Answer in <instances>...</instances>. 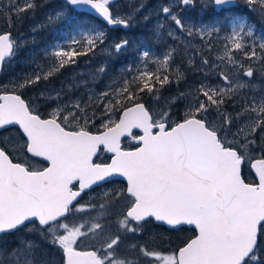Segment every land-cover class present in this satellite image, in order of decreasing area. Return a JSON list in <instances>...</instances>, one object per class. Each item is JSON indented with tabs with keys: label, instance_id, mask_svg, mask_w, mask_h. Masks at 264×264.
Instances as JSON below:
<instances>
[{
	"label": "snow or ice",
	"instance_id": "obj_1",
	"mask_svg": "<svg viewBox=\"0 0 264 264\" xmlns=\"http://www.w3.org/2000/svg\"><path fill=\"white\" fill-rule=\"evenodd\" d=\"M195 2L180 0L185 7H194ZM232 2L212 0L217 9ZM3 3L4 0H0V5ZM247 3L258 5L264 15V0H247ZM66 5L89 7L109 25L129 26L127 18H120L110 10V0H66ZM7 6L19 17L20 13L35 9L36 4L35 0H24L22 5L11 0ZM161 11L188 36L195 32L203 38L220 31L216 25L196 28L194 24L185 23L172 14L168 6L162 7ZM245 25L246 22L239 20L232 24L226 45L229 63L237 62L233 53L248 59L257 58L256 48L245 43L246 36H253V28L249 26L245 30ZM79 35L81 40L75 35L71 38V44H79V48L65 49L58 45V50L51 53L57 62L45 74V79L75 63L76 57L94 52L106 38L103 30L94 28L81 30ZM168 35L174 34L169 32ZM13 43L10 33L0 34V64L5 57L14 55ZM128 43L126 39L115 43L112 51L119 55ZM259 47L264 51V43ZM171 55L169 52L162 62H157L166 63ZM148 56L149 52L144 51L143 57ZM203 63L207 65L208 61ZM104 70L102 67L99 71ZM245 75H253L251 68ZM221 77L227 87L201 85L198 91L203 99L195 97L185 106L183 118L170 123L168 109L154 119L149 109L139 102L138 95L152 92L155 84L150 82L153 79L163 86L169 83L168 77L141 71L131 81L125 80L119 90L118 94L130 103L120 107L119 101L110 100L105 112L109 113L111 109V113L102 124L104 130L96 134L86 129L87 121L85 126L70 128L68 115L62 116L63 109H56L52 118L42 119L20 95L0 94V129L18 126L25 137L24 150L48 163L45 168H30L14 163L6 150L0 148V234L14 233L28 223L38 221L40 238L60 250L61 264H125L115 258L119 235L106 241L103 256L97 255L96 251L77 250L78 238L87 237L89 231L101 230L102 225L95 223L88 230H82L85 224L69 219L82 210L76 205L86 190L112 177H121L126 187L106 192L104 196L116 203L121 198L126 201L127 211L121 222L125 229L135 232L138 229L132 227L131 222L142 226L155 221L172 227L189 225L196 230L194 238L167 255L150 251H145V255L162 264H264V256L259 255L264 253V101L253 102L245 108L250 123L244 142L237 140L244 132L243 128L232 134L230 141L228 135L235 118L225 113L222 105L235 89L245 85H232L223 73ZM40 79V74H36L34 79L25 80L18 87ZM131 84L136 87H130ZM183 99L181 93L168 103L172 105ZM213 109L215 118L209 119ZM116 111L119 117L113 119L112 114ZM69 115L73 120L77 118L72 112ZM133 129L142 130V134L133 135ZM122 137H131L136 147L123 149ZM258 139L261 143L257 148ZM249 148L260 152L259 158L254 157L250 164L257 175V181L253 183H246L242 176L246 157L241 149ZM102 149L112 153L110 163L96 162ZM22 246L38 247L34 242H20L14 246L11 254L18 261ZM41 264L53 262L44 260Z\"/></svg>",
	"mask_w": 264,
	"mask_h": 264
},
{
	"label": "flooded vegetation",
	"instance_id": "obj_2",
	"mask_svg": "<svg viewBox=\"0 0 264 264\" xmlns=\"http://www.w3.org/2000/svg\"><path fill=\"white\" fill-rule=\"evenodd\" d=\"M154 1L156 3H160L164 5H167L170 2L169 0H154ZM57 2L59 1L58 0H49V1L48 0H35V4H36L35 9H28L27 11L22 13V16L24 17V30H23L24 42H25V48L27 49L26 52L27 54H29L27 55L28 58L35 59L37 58L38 55L45 56L46 54H51L55 50H58V47H57L58 45L68 46L66 43H64V40L67 37L64 35H67L68 29L74 30L76 27H78L80 30H86L84 26L80 24H76L71 19L63 20L61 18L62 16L58 17L57 12L59 10L57 8L54 9V7H58ZM125 2L127 3V5H129V7L127 9H124L121 15L124 16L123 18L128 17L127 18L129 20L128 27H124L122 25H116L114 27L116 29L114 28L112 29L108 26H104L100 21L99 22L96 21L93 17L94 15H92L91 20H90V27L88 28V30L93 29V28L97 31L104 30V33L106 34L105 39L108 41L111 40V38L113 37V34L111 32L114 30V32L118 33V35L116 36V40H115L118 43L124 39H127L122 36V33H124L122 31H125L129 35V38L127 39V41L129 42L128 47L126 49H123L118 56H116V54L112 51V49L108 47L107 51H104L105 58L103 60L97 59V54H99L98 52H96V55L95 53L91 52L93 54L92 57H90V55L88 54V61H90V63L93 62L97 66H102L104 68H107L108 70L110 69L111 63H113L114 66L117 67L116 69L120 73V77H122V79L126 77L125 75L126 71H129V72L131 71L133 75H136V74H139L141 71L159 73L161 69H168V71L172 69L175 71L177 75H184V76L189 75L190 81H189V85L186 87V95L184 96V99H183L185 102H187L186 105L192 102L194 98L197 96H200V98L203 99L202 95L198 91L201 85H207V86H211L215 88L228 86L221 77V73H223V75L229 78V81L232 82V85H238V84L245 85L242 88L235 89L232 95L234 97L237 96V98H239V100L241 99L242 101L241 106H240L241 108L240 109L237 108V110L235 111L234 117H239L238 114L245 112V108L248 107L246 106L247 102L248 104L249 102L251 103L255 102L253 91L257 90L260 93V97L258 99L259 102L264 101V59H261V57H264V51H261L259 47L261 43H264V27H262L260 23L256 22V19H254L255 15H253V11L255 10L257 5L256 6L249 5L247 3V0H233L231 4L224 6L221 9H217V7L212 3V0H196L194 7H185L180 3V0H178L179 4L178 6H174L172 12L178 11L177 13H174V15H177L179 17V14H181L182 12L181 10L184 9L186 11V14L181 15L180 19L182 21L188 24H194L196 28H200L201 26H207L211 28L213 25H216L217 27L220 28V31L218 33L212 32L211 36H204L203 37L204 39H203L200 35L196 34L195 32L192 36H188L186 32L180 31V29L175 25V22L172 21L168 17L165 20H160V17L153 15L151 13L152 9L149 6V4L151 3L150 0H132V1L125 0ZM143 5L145 8L143 7ZM110 9L114 13L115 6H112ZM208 12H210V14H208ZM77 14L80 18H82V16L80 15L81 14L80 12H77ZM224 15L226 17V20H224V17H222ZM22 16H19V17H22ZM50 17L51 19H49ZM217 18H220V19H217ZM238 20L242 22H246L245 30H247L249 26L253 28V32H254L253 36H250V37L246 36L245 43L249 47L256 48L257 58L248 59L244 57L243 55H241L240 53H233V56L237 62L229 63L228 57L226 55V52H227L226 45L229 43L228 37L231 34L232 24L234 21H238ZM16 21H17V16L15 15V13H13V22L16 23ZM44 24L47 26H45ZM63 25L66 27H64ZM261 28H262V33L261 31H259V29ZM56 30L57 31L59 30V31L57 32ZM5 31L7 33L8 32L11 33L8 29H6ZM76 32L77 31L75 30L74 35ZM169 32H172L174 35L169 36L168 35ZM156 38L158 40H156ZM77 40H81V36L79 35V32H78ZM78 46L80 45L79 44L74 45L75 48H79ZM64 48L67 49L68 47H64ZM205 48L206 50H204ZM144 51L149 52V56L147 58L143 57ZM169 52L172 53L171 59H169L166 63L157 62V61L162 62L164 60L165 55ZM81 57L83 58V60H85L84 55H82ZM204 60L208 61L207 65L203 63ZM128 62H129V65H128ZM77 63H78V59H76V62H75L76 68H78V66H76ZM126 68L130 70H126ZM249 68H251L253 72V75L251 77H248L245 75V73L249 70ZM49 69H51V67L45 68L44 69L45 73H47ZM91 69H94V68L91 67ZM57 74H61V73H57ZM51 77L54 78V76H51ZM76 77H77V81L76 79L70 80L67 86L61 90V94L63 93L64 96H67L66 94L68 92H72V94H69L70 97H68L72 99V101L76 97V94L73 93L75 90L73 89L75 87L79 88L78 85L81 79L78 77V75ZM122 79L119 82L122 83ZM45 80H48V78ZM52 81L53 80H51L50 83H47L46 90L49 89L48 91H52L51 89ZM87 86L89 88H94V86L91 84L90 81H88ZM245 90L247 91L245 93H242V91H245ZM61 97L63 96L61 95ZM173 97H176V96H172L171 98ZM45 99L46 100L49 99L47 95ZM53 113L54 112H50L49 115H47V117H44L42 119L52 118ZM245 116H246L245 122L250 123L249 115L248 116L245 115ZM57 120L59 122L60 117H58ZM239 123L240 122H237L236 124L238 128H239ZM244 137L245 136H243L240 139V135H239L237 137V140L243 143ZM102 155L108 156V154H106L105 152H101V154H99V157H100L99 159L103 157ZM109 158L111 159V157ZM99 159L96 162H99ZM32 160L34 161L37 159L32 158ZM245 160H246L245 161V165H246L249 161L253 159L247 158ZM27 164L30 165L29 162ZM45 167L47 166L40 165L39 168H45ZM113 183H120L122 188L126 187V184L119 180L113 179V180L104 182L103 184L99 186H95L88 193H85L83 197L79 200V203L76 205V207H78L84 202L90 203L91 200L93 199L90 197L93 194L102 192L101 193L102 195L103 193H105L104 190L105 188H107V185H110ZM92 208L93 207L88 209L89 211H93L91 215H97V216L98 215H117L116 213H108L105 211H101L102 209L101 207L98 209H92ZM118 210H119V207H118ZM121 210L122 212H124V214L126 213L127 211L126 203L121 208ZM104 219L106 218L101 217L102 221ZM134 224L135 222H131V226H134ZM145 226L149 227L150 225L146 224ZM185 229H189V228L182 227L179 229H169V230H179L177 232L181 231L184 233L188 232ZM143 231L144 230L135 231L134 233L143 232ZM179 237L180 236H176L177 239H179ZM121 239H122V236L120 237V240ZM172 240L175 241V239H172ZM179 241H180L179 242L180 244L181 242H184L185 240L183 241L179 240ZM86 244L87 243L84 242V244H81V245L84 246ZM169 247H171L172 249L168 248L169 250L166 253H171L178 249V248L177 249L174 248V246L172 245H170ZM156 248L157 247H155L154 249ZM77 250L96 251L94 247L93 248L80 247L79 244L77 245ZM123 250H126V249L119 245L118 248L116 249V252L120 254L123 252ZM132 250L135 252H138V251H142V248L138 246L137 248H134ZM154 252L159 253V251H154ZM61 255L62 254L60 252L59 259L55 261L57 264H61ZM97 255H100V254L97 252ZM0 262L6 263L8 261H5L0 255Z\"/></svg>",
	"mask_w": 264,
	"mask_h": 264
},
{
	"label": "rangeland",
	"instance_id": "obj_3",
	"mask_svg": "<svg viewBox=\"0 0 264 264\" xmlns=\"http://www.w3.org/2000/svg\"><path fill=\"white\" fill-rule=\"evenodd\" d=\"M127 1H132V0H127ZM150 1H151V3L149 4V6L152 9L151 13L153 15H156L157 17H160V20H165L167 17L171 19L170 16H166V15H164V13H162V11H161L162 7L168 6L173 11L174 6H178V4H179L178 0L177 1L169 0L170 2L167 5L156 3L154 0H150ZM14 2L22 5L24 3V0H14ZM4 4H5V2L2 5H0L1 10H3L2 7L4 6ZM57 6L58 7H54V9L57 8L59 10L57 13H63L64 15H61V16L64 18L70 16L76 24H80V25L86 27L85 28L86 30H84V31H88V28L90 26V24H89L90 20L89 19H87V18L80 19V17L78 16L76 11H74L68 5L61 3L60 1L57 2ZM120 7L121 8L118 7L115 9L114 14H119L120 18H123L124 16H122L121 14L123 13L124 9H127L129 7V5L122 4ZM181 11L183 13L181 12V14H179V18H181V15L186 14V11L184 9ZM177 12L178 11L172 12V14L177 13ZM11 13H14V12L11 11ZM19 16H22V13H20ZM61 16H59V17H61ZM255 18H257V14H255ZM11 19H12L11 17H8L6 20L9 23L11 21ZM17 19H21V17H17ZM78 21H79V23H77ZM75 30L77 31L75 33V37L77 39L78 38V32H80L81 30L78 27H76ZM75 30L68 29L67 35H64V36H67L66 39L64 40V43H66L68 45L66 47H74V45L71 44V38L74 35ZM123 32L124 33H122V36L124 38L128 39L129 35L125 31H123ZM111 33L113 34V37H112L113 39L111 38V40H109V41L105 39L104 43L98 44V47L95 49V51L99 53V54H97V56H98L97 58L99 60H103L105 58L104 51H107L108 47H110V49H113L114 44L118 43L115 41L118 33L114 32V31H112ZM114 37H115V39H114ZM113 41H115V42H113ZM14 42H15V48H16L15 54L13 55L11 60L6 64V65H8V67L6 66L7 67L6 71H9V70L14 71V69L17 66V63L22 62V60H20V58H22V56L27 57V55H29V54H27V52H24V45L23 44H19V42L16 40H14ZM78 47H80V46H78ZM95 51L93 53H95V55H96ZM90 54H91V52H89V55ZM87 56L84 55V57H85L84 59L86 60V61L84 60L85 63H88L87 62L88 61ZM116 56H118V55H116ZM28 61H30V63H32L33 58H28ZM56 62L57 61H54L52 63H54V65H55ZM73 64L75 65V63H73ZM88 64H90V63H88ZM128 64H129V62H128ZM101 67L102 66H97L96 69H90L88 71V77L87 78L89 79V81L91 82V84L94 86V88L96 90H99L98 89L99 84H102V85L105 84L107 86L110 84V82L105 81V79H108V78H106V74H108L110 72V70L103 67L105 70L103 72H101V71H99L101 69ZM76 69H77L76 67L71 69L72 71L75 72V76H73L70 80L76 79V81H77L76 76L79 74L77 73ZM36 74H40V76H41V73H39V72ZM45 74L46 73H43V78L45 77ZM104 75H105V77L103 79L102 76H104ZM18 77H19L18 75L14 74V75H12L11 80L14 81ZM121 79H122V77L118 78V80L115 82L120 84L121 82H119V81ZM5 85L6 84H3L2 86H5ZM104 89H106V88H104ZM108 90H113V88L111 87ZM57 94L58 93L55 90L46 92L47 97L50 99H53L54 97L59 99L61 96H58ZM69 94H72V92H68L66 95L69 97ZM61 95L64 96L63 93ZM93 98H95V97L92 96L91 99H93ZM101 99H100V101H101ZM257 100H255L256 103H257ZM92 103H93V101L91 102L90 106H92ZM251 104H252L251 102H249V104L247 102L246 106H249ZM73 107L76 108L75 105ZM103 108H104V106H103ZM32 109L34 110L35 108L32 107ZM61 109H63L62 114L66 113V112H64V110H65L64 106H62ZM166 109L169 110V117H170V119H172L173 117H172V115H170V114H172L170 111L172 109H169L166 107H160L158 109V112L155 111L157 115L155 116L154 119H156L158 117V115L161 111H164ZM223 111H224V109H223ZM77 112H78L77 110H74V109L72 110V113H74V114H76ZM224 112L229 114V115H233V114L228 113L226 111H224ZM109 113H111V109H109ZM109 113H106L102 122L107 120ZM79 114H80V116H78L76 120H71L72 116L68 114V126L70 128L82 127V126H85V123H84L85 121H87V123L90 122L88 124H91L92 122H94V119H97V118H93L92 113H85V114L83 113L82 114V111H81ZM215 115H216L215 112L211 113L209 116V119H214ZM245 115L248 116V113L242 112V113L238 114L239 117H235V120L238 119L237 122H240L239 128L237 126H236L235 130L230 128V134L228 135V139L230 141L232 140V134L237 133L238 129L243 128L244 131L246 129L245 132L247 133V125L249 123L245 122V117H246ZM118 117H119V115L117 112L112 114L113 119H118ZM102 124L103 123H101V125ZM13 128H17V127L10 128L11 129L10 132H12V133L11 134L9 133L8 137L6 138L5 143L7 144L8 147H10V149L15 151V155L18 156L19 158H21L22 161L28 162L25 160V157H24V154L26 153V151L24 150V146H25L26 141H25L24 137L21 135V133L20 132L18 133V131L14 130ZM101 128H103V127H101ZM86 129L88 130L87 125H86ZM7 130H9V129H6V131ZM134 135H138V134H134ZM125 146H126V148H125ZM135 147H136L135 141L132 138L127 139L124 143L125 149L129 150V149H134ZM37 162H40V161H37ZM99 162H102V163L108 162L109 163L110 158L108 156H103L101 159H99ZM35 166L39 167L38 164H36ZM251 178H252V176H251ZM252 180H253V178H252ZM121 189H123V188H122L120 183H113V184L107 185V188H105L104 192L105 193L106 192H113V191L121 190ZM101 193L93 194L90 197V198H93L90 203L84 202L81 205H79L77 208H81L82 210L75 212L73 214V216L70 218L71 221H73L77 224H80V223L85 224V229H82V230H88L90 228V226L95 224V223H100L102 225L101 230L89 231L87 237L78 238L77 245L79 244L80 247H91V248L94 247L96 249V251L101 256H103L104 252L102 249L104 248L106 241L108 239L116 236V235H119V236H122V239L120 240L119 245L124 247L126 250H123V252L120 254L115 253L116 259L124 261L125 264H162L161 261H157L153 257H149V256L145 255L144 254L145 251L135 252L132 249L137 248L139 246L140 248H142V249L144 248L147 251H152V250H154L155 247L159 248L161 246L167 245V243L169 246V244L172 243L170 241V239H175L174 245H176V243L180 242L179 240H181V241L189 240L190 238L194 237V235H195V232L193 234H191V232H186V233H184V232L179 233L178 232L180 237H179V239H177L176 238L177 234H174L173 232L179 231V230H169V229L165 228L164 226L157 225L154 222H150V223H146V224L150 225L149 227H146L145 226L146 224H143L142 226L138 225V224H134V226H132V227H136L138 229L137 231H140V230L141 231L144 230V231L138 232V234L136 236L133 235L134 237L132 238V236L128 234L131 231H128L127 229H125L121 224V222L124 219V212H122L121 208L124 206L126 201H124L123 198H121L120 202L116 203L114 201H111L110 198H108V201H105L103 204H98L99 200L105 198L104 193L102 195H101ZM92 205H93V207H97V208H98V206H100L102 208L101 211H105L108 213H116L117 215H98L99 217L97 215H91V213L93 211H89L88 209L91 208ZM102 205H104V206H102ZM118 207H119V210H118ZM101 217H105L106 219H104L102 221ZM36 226H38V225L37 224H31L28 227H26L25 231H23V233H18V239L23 238L26 240V242H34L35 244H37L38 247L33 248V249H36V250L41 249L42 254L39 257V259H41V261L49 260L48 256H50V253L47 250L52 251V252H58V254H57V260H58L59 256H60V250L58 248L51 247L49 244H47L48 245L47 249H46V247H42L40 236L38 234V229ZM62 231L63 230L61 229L60 232H62ZM57 234H60V233L58 232ZM50 235L51 234H49V236ZM127 235H128L129 239L126 238ZM159 237H161V238H159ZM6 240H8V239L5 237H0V243L5 242ZM84 242L87 244L82 246L81 244H84ZM33 249H28V248L24 247L23 252H26V254L24 256L20 257L19 261L15 257H14L15 260L11 257L10 261L8 260V263L9 264H27L28 261H31L32 264H38L39 262L41 264V261H39L38 258L31 256V251H33ZM159 254L167 255L169 253H166L164 251H159ZM128 257H130V258H128ZM53 261H55V260H53ZM0 264H5V262H0ZM55 264H57V263H55Z\"/></svg>",
	"mask_w": 264,
	"mask_h": 264
},
{
	"label": "trees",
	"instance_id": "obj_4",
	"mask_svg": "<svg viewBox=\"0 0 264 264\" xmlns=\"http://www.w3.org/2000/svg\"><path fill=\"white\" fill-rule=\"evenodd\" d=\"M122 4H127L126 2H121L118 3L117 5H115V9L116 8H121L120 6ZM261 11V10H260ZM208 14H210V12H208ZM255 14H257V12L255 11ZM83 18H89L91 20V17L88 14H84L81 13L80 14ZM7 14L5 12V10L0 12V31H3L5 29H8L9 31L14 32L15 34L17 33V30L15 28V26L13 27L12 22L10 21L9 23L7 22ZM224 17V20H226L225 15L222 16ZM221 18V17H220ZM217 18V19H220ZM255 19V18H254ZM97 21V19H95ZM99 22V20H98ZM219 22V21H218ZM14 23V22H13ZM92 53L90 54V57H92ZM82 56V55H81ZM81 56L76 57V59H78V63L76 66H78L81 70L79 72L78 77L82 78L85 77V80H89L88 77V71L91 69V67H93L94 69L97 68V65L93 62L90 63V61H87L88 63H85V61L83 60V58ZM87 56V55H85ZM88 58V56H87ZM27 62V61H25ZM24 61L17 63L16 68L14 69V71H6L8 65H6L7 67L5 68L4 73L2 74V76L0 77V94L3 92H13L16 93L18 95H20L24 100H26L28 103H30V105H32V107H34V111L38 112L39 115H42L43 117H47V115H49V108L52 105L50 104H44L40 99L42 96V92L43 89L45 87L46 83H50L51 80L53 84H55V86H60L62 89L65 88L68 84V82L70 81V79L75 76V72L72 71V68L74 67L73 63H70L66 66H64L63 68H61L59 71L62 75L57 74L58 72H54V74L52 76H54V78H52L51 76L48 77L47 82H45L44 79H40L39 81H37L36 83L24 86V87H18L19 84H21L23 81L28 80V79H34L35 77H28L26 75V71H25V66L23 65V63H25ZM12 68V67H11ZM110 72L108 74H106V78L105 81L110 82V84L107 86L105 84H99L98 89L100 90V97H95L93 99H87V93L85 92H81L80 96L83 97L82 100H85L86 102L82 104L81 108L78 110V112L75 114L76 117L80 116V112L82 111V114L84 113H92L93 114V118H97L94 119V122H92L91 124H88L90 122L87 123V128L88 131H91L93 133H98L101 132L103 130L101 123L103 121L104 116L106 115L105 112V108L108 105L109 101H119L120 102V107H123L125 104H128L130 102L125 101L122 95H119V90L124 86V81L128 80L131 81L133 77L139 75H133L132 72L130 71H126V77H124L122 79V83L120 84H116L114 83L115 81H117V74H116V69L115 66L111 65L110 67ZM18 75L19 77L16 78V80L12 81V75ZM64 74V75H63ZM67 75V76H66ZM159 75L161 76V78H163L164 76L168 77L169 83L164 84L163 86L159 85L158 83L155 82V79H153V81H151L150 83H154L155 87L152 89V92H144V93H139V102L140 103H144L145 106L149 109L150 113L153 115V118H155V116L157 115L156 112H158V109L160 107H166L170 110L172 114V119H170V123H175L179 120H181L183 118V114L185 112V106L184 104H186L187 102H185L184 100H181L175 104L169 105V100L171 99L172 96L174 95H179L181 93L184 94V96L186 95V87L189 85V78L190 76L186 75H177L175 73L174 70L170 69V71H168V69H161V71L159 72ZM108 76V77H107ZM105 75L102 76V78L104 79ZM97 78V77H96ZM64 81V82H63ZM114 83V85H113ZM3 84H6L5 86H2ZM41 85V86H40ZM113 88L114 90H108L109 88ZM130 87L135 88L136 85L135 84H131ZM106 88V89H104ZM41 89V90H40ZM73 90H75L73 93L77 94L80 89L75 87ZM107 90V91H106ZM247 90L242 91V93H245ZM104 93H109L108 96L103 95ZM254 93V92H253ZM252 94V93H251ZM90 98V97H89ZM97 98V99H96ZM102 98V99H101ZM259 97H256V95L254 94V99L257 100ZM70 98H67L66 96L61 97L60 101H64V100H69ZM96 99V100H95ZM101 99V101H100ZM92 106H90L91 102ZM241 99L239 100V98H237V96H231V98L226 99L225 103L222 105V109H224L227 112H231L233 114V112H235L238 109H240L241 107ZM259 102V100H257V103ZM60 106H64L65 108V112L63 113L65 114H69V112H71L69 107H66L68 105H66L65 103L63 104H59ZM104 106V108H103ZM156 111V112H155ZM119 115V112L116 111ZM211 113L215 112L214 109L210 110ZM77 119V118H76ZM75 119V120H76ZM71 120H73V118H71ZM11 129L9 130H5L2 131L0 133V144L2 146L3 149H5L10 155H13L14 152L10 149V147L7 146L6 142V138L8 137L9 133L11 134L12 132H10ZM15 130V129H14ZM19 133V132H18ZM259 135V133H258ZM261 141L257 140L256 141V147L258 148L260 145ZM244 155L246 158H254L257 156H260V154L258 155L257 153H260L259 151L256 150H252L251 148L244 150ZM255 155H254V154ZM257 155V156H256ZM253 156V157H252ZM14 157V158H13ZM22 157V156H21ZM13 159H15L18 162H23L21 158L19 157H15L14 155L12 156ZM244 172H245V178L248 182L252 181L251 178V172L250 169L246 166H244ZM105 201H108V198L105 199H101L98 201V204H103ZM104 206V205H102ZM93 207V205H92ZM98 208H100V206H98ZM97 207H93L92 209H98ZM37 229L39 228L38 226H36ZM188 232H191V234L194 233L193 229H185ZM23 231H25V228L20 230L19 233H23ZM181 232V231H180ZM179 232V233H180ZM173 233H176L177 236H179V233L177 231H174ZM1 237H4L1 236ZM5 238H7L8 240H6L5 242H1L0 243V255L1 257L5 260L8 261L11 259V257L15 260V258L12 256L11 254V250L14 246H17L18 244H20V242H26L25 239H18V233H14V234H9V235H5ZM19 240V241H18ZM170 241L172 242L170 245H174L175 241H173L172 239H170ZM186 243V240L184 242L176 243V245H174V248H179L182 245H184ZM167 245L165 246H161L159 248H156L150 252H154V251H164L167 252L170 248ZM44 247V246H42ZM23 246L21 247V256L23 254ZM33 249V251H31V256L38 258L41 256V251L39 252L38 250ZM144 251H147L146 249L143 248ZM35 251V252H34ZM51 254V259L52 260H56L57 261V254L58 252H52V251H48ZM116 252V251H115ZM116 254H118L116 252ZM10 255V256H9ZM259 255L264 256V253H259ZM24 256V255H23ZM53 256V257H52ZM39 261H41V259H39ZM55 262V261H53ZM156 263V262H155ZM5 264H9L8 262H6ZM40 264V262L38 263Z\"/></svg>",
	"mask_w": 264,
	"mask_h": 264
},
{
	"label": "water",
	"instance_id": "obj_5",
	"mask_svg": "<svg viewBox=\"0 0 264 264\" xmlns=\"http://www.w3.org/2000/svg\"><path fill=\"white\" fill-rule=\"evenodd\" d=\"M118 0H110V4H113L114 2H117ZM76 9H78V10H80V11H82V12H86V13H89V14H92V15H94V16H96V17H101L100 15H98V13L95 11V10H93V9H91V8H89V7H85V6H81V7H79V8H76ZM101 18H103V17H101ZM8 58H10V57H5V61L8 59ZM5 61L3 62V64H0V74H1V71H2V69H3V65H4V63H5ZM5 94V93H4ZM6 94H8V93H6ZM10 94V93H9ZM22 98V97H21ZM10 127H18V126H9V127H7V128H10ZM7 128H4V129H7ZM19 128V127H18ZM4 129H0V131H2V130H4ZM20 129V128H19ZM21 130V129H20ZM22 131V130H21ZM133 131V133L135 132V131H139L141 134H142V130H140V129H133L132 130ZM94 134V133H93ZM125 138H127V137H122L121 138V147L123 148V143H122V141H123V139H125ZM106 151V150H105ZM29 154V153H28ZM108 154H109V156H112V153H109L108 152ZM29 155H31V154H29ZM32 156V155H31ZM33 157V156H32ZM34 158H36V159H38V160H41V161H44L42 158H37V157H34ZM46 162V161H45ZM110 162H111V160H110ZM252 171H253V173L255 174V170L254 169H252ZM255 176L257 177V175L255 174ZM113 179H119V180H122V181H124V179L123 178H121V177H112V178H110L109 180H106V181H104V182H107V181H110V180H113ZM104 182H100L98 185H94L91 189H88V190H86L85 191V193H87V192H89L90 190H92L95 186H99V185H101V184H103ZM85 193H83L82 194V196L81 197H79L78 198V200H80L82 197H83V195L85 194ZM75 203V202H74ZM38 222V221H37ZM156 223H158V224H162V225H165V226H167L168 228H180V227H183V226H188V227H191V228H193L194 229V227L193 226H189V225H181V226H177V227H172V226H168V225H166V224H164V223H162V222H156Z\"/></svg>",
	"mask_w": 264,
	"mask_h": 264
},
{
	"label": "bare ground",
	"instance_id": "obj_6",
	"mask_svg": "<svg viewBox=\"0 0 264 264\" xmlns=\"http://www.w3.org/2000/svg\"><path fill=\"white\" fill-rule=\"evenodd\" d=\"M147 2V1H146ZM162 2V1H161ZM237 3V2H236ZM239 3V2H238ZM240 4V3H239ZM39 6V5H38ZM152 6V5H151ZM143 7H144V5H143ZM183 7V6H182ZM215 7V6H214ZM145 8V7H144ZM160 11V10H159ZM136 12V11H135ZM219 12V11H218ZM45 13V12H44ZM132 13V12H131ZM99 15V14H98ZM31 16V15H30ZM141 16V15H140ZM38 17V16H37ZM102 17V16H101ZM201 17V16H200ZM34 19V18H33ZM140 19V18H139ZM138 19V20H139ZM146 19V18H145ZM196 19H198V18H196ZM195 19V20H196ZM31 21V20H30ZM66 22V21H65ZM142 22V21H141ZM145 23V22H144ZM62 24H64V23H62ZM142 24V23H141ZM31 25V24H30ZM45 25V24H44ZM45 26H47V25H45ZM53 26V25H52ZM64 26V25H63ZM66 26H67V24H66ZM66 26H64V27H66ZM144 26V25H143ZM35 28V27H34ZM108 28V27H107ZM148 28V27H147ZM151 28V27H150ZM31 29V28H30ZM114 29H116V28H114ZM120 29V28H119ZM146 29V28H145ZM51 30V29H50ZM62 30V29H61ZM75 30V29H74ZM109 30V29H108ZM111 30V29H110ZM126 30V29H125ZM174 30V29H173ZM33 31V30H32ZM57 31V30H56ZM59 31V30H58ZM57 31V32H58ZM104 31V30H103ZM114 31V30H113ZM52 32H54V31H52ZM64 32V31H63ZM123 32V31H122ZM161 32V31H160ZM160 32H158V33H160ZM164 32V31H163ZM9 33V32H8ZM127 33V32H126ZM60 34V33H59ZM133 34V33H132ZM34 35V34H33ZM57 35V34H56ZM108 35V34H107ZM163 35V34H162ZM42 36V35H41ZM131 37V36H130ZM155 37V36H154ZM164 37V36H163ZM40 38V37H39ZM56 39V38H55ZM113 39V38H112ZM114 39H115V37H114ZM204 39V38H203ZM44 40V39H43ZM156 40H158L157 38H156ZM203 41V40H202ZM213 41V40H212ZM155 42V41H154ZM215 42V41H214ZM205 43V42H204ZM211 43V42H210ZM213 43V42H212ZM132 46V45H131ZM209 47V46H208ZM130 49V48H129ZM27 50V49H26ZM204 50H206V48L204 49ZM34 51V50H33ZM32 51V52H33ZM50 51V50H49ZM52 51V50H51ZM197 51H199V50H197ZM31 52V53H32ZM96 52V51H95ZM47 53V52H46ZM204 53H205V51H204ZM208 53V52H207ZM206 53V54H207ZM210 53V52H209ZM200 54V53H199ZM45 55V54H44ZM210 55V54H209ZM214 56H215V54H214ZM98 57V56H97ZM132 57V56H131ZM128 58V57H127ZM136 58V57H135ZM98 59V58H97ZM110 60V59H109ZM129 60V59H128ZM202 60V59H201ZM106 62V61H105ZM112 64V63H111ZM129 65V64H128ZM108 66V65H107ZM121 67V66H120ZM117 68V67H116ZM150 68V67H149ZM215 71V70H214ZM64 75V74H63ZM67 76V75H66ZM179 76V75H178ZM207 76V75H206ZM77 78V77H76ZM190 81V80H189ZM64 82V81H63ZM41 86V85H40ZM70 87V86H69ZM200 87V86H199ZM197 89V88H196ZM41 90V89H40ZM68 97V96H67ZM70 97V96H69ZM72 100V99H71ZM232 112V111H231ZM259 140V139H258ZM254 154V153H253ZM258 155L260 154V153H257ZM255 155V154H254ZM257 156V155H256ZM255 157V156H254ZM10 261V260H9Z\"/></svg>",
	"mask_w": 264,
	"mask_h": 264
}]
</instances>
